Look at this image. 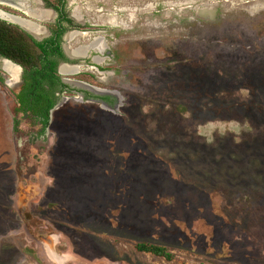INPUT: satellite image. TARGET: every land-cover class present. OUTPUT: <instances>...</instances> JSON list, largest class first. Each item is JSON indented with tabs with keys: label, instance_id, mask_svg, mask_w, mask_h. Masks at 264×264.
<instances>
[{
	"label": "rangeland",
	"instance_id": "obj_1",
	"mask_svg": "<svg viewBox=\"0 0 264 264\" xmlns=\"http://www.w3.org/2000/svg\"><path fill=\"white\" fill-rule=\"evenodd\" d=\"M66 11L88 29L70 50L104 48L62 75L90 89L68 83L45 134L16 114L20 69L0 58V264H264V0Z\"/></svg>",
	"mask_w": 264,
	"mask_h": 264
},
{
	"label": "trees",
	"instance_id": "obj_2",
	"mask_svg": "<svg viewBox=\"0 0 264 264\" xmlns=\"http://www.w3.org/2000/svg\"><path fill=\"white\" fill-rule=\"evenodd\" d=\"M59 33L56 38L37 41L17 25L0 20V58L19 66L22 70V88L15 96V112L22 118H32L39 125L40 134H44L50 123V112L59 97L53 93L58 87L64 88L56 71L58 59L65 60L60 46ZM5 80L0 76V85ZM106 100V99H104ZM19 122L14 120V131H18ZM135 249L139 253L171 261L173 255L165 246L139 242Z\"/></svg>",
	"mask_w": 264,
	"mask_h": 264
},
{
	"label": "flooded vegetation",
	"instance_id": "obj_3",
	"mask_svg": "<svg viewBox=\"0 0 264 264\" xmlns=\"http://www.w3.org/2000/svg\"><path fill=\"white\" fill-rule=\"evenodd\" d=\"M25 1H26V4L24 5V8H23L22 11H18V9H14V8L8 6V5H2V4H0V11H2L4 13H7L9 15H12V16L18 17V18H20V17L16 14V12H20L22 15H25L27 18H29L30 20H33V21H41V20L30 17L29 15H27V13H26L27 11H37L38 10V6L41 5V8L43 10L51 12V14H50L51 17L47 21H43L44 23H47V26L39 25L36 22H32V21H29L27 19H23V18H20V19H23L25 21L32 22L33 24L39 25V27L41 29V33H42L41 35L44 36L43 39L40 40L41 42L44 41V40H46V39H49L51 37L56 38V36L59 33H61L59 46H60L61 52H62L65 60L58 59L56 71H57L58 75L60 76V82H61V84L63 86H65V87L64 88L58 87V90H56L53 93V95L55 97H59V96H61V94H64V93H67V92H71L72 91V90H70L71 89V86L68 83H64L63 82V79H65V78L62 77V74H68L70 72L63 73L61 71V69H62L63 66H66V67L68 66V67L75 68L76 71H77L79 69V64L77 62L78 61H82L85 57L82 58V59H79V60H75L77 58H71L67 54V52L65 51V46L67 45L66 44V36H68L70 33H74V32L83 33V36H85L86 34L88 35V33H85V32H87V31H85L87 28H85L84 31H82V32L81 31H78L80 29V26L79 25H76L75 26L73 17H71L67 13V11H66V0H40V1H36L35 2V7L34 8H31V9L28 8V5H29V2L28 1L29 0H21V3H22L21 6H23V4H24ZM14 2L16 4H19L20 3L19 0H14ZM0 20H3L4 21V19L1 18V17H0ZM11 24H14V23H11ZM14 25H17V24H14ZM17 26L20 27L19 25H17ZM22 28H24V27H22ZM23 30L25 31L26 29H23ZM28 31H25V32L28 33L30 36H32L33 34L31 35V33L28 32ZM89 43H90V41H89ZM84 46L85 45H83V47ZM80 47L81 46H79V48ZM61 64H64V65H61ZM76 67H78V68H76ZM71 71L74 72L73 69ZM20 72L21 73L19 75V82H16V84H14L13 90L11 89L14 92V97L20 93L21 88H22V85H23L22 77H21L22 76V71L20 70ZM71 81L72 82H77V83H82L81 81H75V80L74 81L71 80ZM84 96H86V94H84ZM40 128H41V125H40ZM21 214H23V212H21ZM23 217H24L23 221L25 222V228H29L30 227V222H34L33 221V218H29L27 216V214L23 215ZM34 224H35V227L34 228L36 230H39L40 229V226H37V222L36 221L34 222ZM32 234L34 235L35 233L32 232ZM47 234H48V232H47ZM48 235H50V234H48ZM44 238H46V236Z\"/></svg>",
	"mask_w": 264,
	"mask_h": 264
},
{
	"label": "bare ground",
	"instance_id": "obj_4",
	"mask_svg": "<svg viewBox=\"0 0 264 264\" xmlns=\"http://www.w3.org/2000/svg\"><path fill=\"white\" fill-rule=\"evenodd\" d=\"M19 1H20V3L19 4H16L14 2V0H0V4H2V5H8V6L14 8V9H19V7L22 4L21 3V0H19ZM50 14L51 13H49V12H43L42 11V14H40L39 16H36V17H38L39 19H44V18L46 19L47 17L51 16ZM0 17L3 18V19H6L8 21L13 22L14 24L19 25L20 27H24L23 29H26V31L29 30L28 32H30L31 34H33L36 37H38L39 34H41V29L36 24H33L31 22L25 21L23 19H20L18 17L12 16V15H9V14L4 13L2 11H0ZM68 38H72V35L69 34L68 36H66V40H68ZM92 48L97 49V50H103L104 47H99L98 46V43L94 42L89 47H80V48H78V49H76L74 51L70 50V48L68 46H65V51L67 52V54L71 58H79V57H83V55L86 53V51H88L89 49H92ZM4 61H6V60H4ZM14 68H18V67L15 66V65H13L9 61H6V70L11 71ZM76 68H78V67H76ZM72 69L74 71H76V69L73 68V67L63 66L62 69H61V71L63 73H68V72H73V71H71Z\"/></svg>",
	"mask_w": 264,
	"mask_h": 264
},
{
	"label": "water",
	"instance_id": "obj_5",
	"mask_svg": "<svg viewBox=\"0 0 264 264\" xmlns=\"http://www.w3.org/2000/svg\"><path fill=\"white\" fill-rule=\"evenodd\" d=\"M22 28V27H21ZM23 29V28H22ZM26 31V30H25ZM32 35V34H31ZM32 37L35 39V40H37V41H40V39H39V37H36V36H33L32 35ZM6 61H8V60H6ZM10 62V61H9ZM12 63V62H11ZM13 65H15L14 63H12ZM61 65H64V64H61ZM60 65V66H61ZM15 66H17V65H15ZM19 67V66H18ZM20 68V67H19ZM20 70H21V68H20ZM22 71V70H21ZM63 75V74H62ZM67 75H73V74H67ZM63 82L64 83H72V84H77V82L76 83H74V82H72L71 80H69V79H63ZM79 84H83V83H79ZM84 85V84H83ZM77 86H80V85H77ZM80 87H85V88H87V89H90V88H88L87 86H80ZM56 107H54L52 110H51V112H50V115H51V113H52V111L55 109Z\"/></svg>",
	"mask_w": 264,
	"mask_h": 264
}]
</instances>
